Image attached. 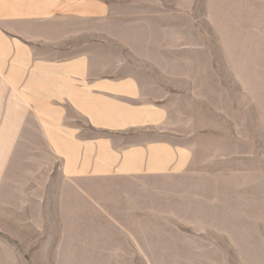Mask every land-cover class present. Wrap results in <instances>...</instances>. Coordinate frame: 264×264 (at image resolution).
I'll use <instances>...</instances> for the list:
<instances>
[{
    "label": "rangeland",
    "instance_id": "374dc122",
    "mask_svg": "<svg viewBox=\"0 0 264 264\" xmlns=\"http://www.w3.org/2000/svg\"><path fill=\"white\" fill-rule=\"evenodd\" d=\"M113 12L74 43L141 79L185 166L77 191L48 147L18 146L0 160V264H264V0H117Z\"/></svg>",
    "mask_w": 264,
    "mask_h": 264
},
{
    "label": "crops",
    "instance_id": "0c3cea01",
    "mask_svg": "<svg viewBox=\"0 0 264 264\" xmlns=\"http://www.w3.org/2000/svg\"><path fill=\"white\" fill-rule=\"evenodd\" d=\"M116 1L0 0V160L20 145L46 146L77 191L82 178L183 170L185 153L161 138L165 110L141 79L96 65L74 43L83 22L109 20Z\"/></svg>",
    "mask_w": 264,
    "mask_h": 264
}]
</instances>
